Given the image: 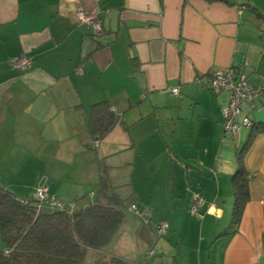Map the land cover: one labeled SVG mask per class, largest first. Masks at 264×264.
I'll return each mask as SVG.
<instances>
[{
    "label": "crops",
    "instance_id": "1",
    "mask_svg": "<svg viewBox=\"0 0 264 264\" xmlns=\"http://www.w3.org/2000/svg\"><path fill=\"white\" fill-rule=\"evenodd\" d=\"M78 10L94 14L101 30L78 23ZM18 55L31 66L12 68ZM228 67L264 87V13L248 3L0 0V186L30 196L45 185L82 206L103 174L130 198L120 224L130 227L128 248L155 250L143 263L264 264V132L244 151L248 200L231 232V177L251 129L224 134L228 96L205 84L209 71ZM99 101L119 120L93 140L87 110ZM241 115L264 123V94L253 108L242 103ZM196 194L203 203L194 213ZM152 221L167 222L162 239ZM100 249L90 250L104 255L96 264L129 260Z\"/></svg>",
    "mask_w": 264,
    "mask_h": 264
},
{
    "label": "trees",
    "instance_id": "2",
    "mask_svg": "<svg viewBox=\"0 0 264 264\" xmlns=\"http://www.w3.org/2000/svg\"><path fill=\"white\" fill-rule=\"evenodd\" d=\"M118 120L107 101L95 102L87 110L86 131L93 140L101 139ZM249 128L250 135L237 152V168L231 177V232L236 231L248 200L244 151L257 132H264V123L252 122ZM113 189L102 174L98 186L89 192L91 196L96 193L91 201L78 206V200L73 199L71 209L50 210L38 207L32 195L17 196L0 186V264H84L89 251L106 245L124 219L125 198ZM110 262L120 264L121 260L110 258Z\"/></svg>",
    "mask_w": 264,
    "mask_h": 264
},
{
    "label": "built area",
    "instance_id": "3",
    "mask_svg": "<svg viewBox=\"0 0 264 264\" xmlns=\"http://www.w3.org/2000/svg\"><path fill=\"white\" fill-rule=\"evenodd\" d=\"M76 21L84 24L95 31H100V21L91 13L78 10L76 12ZM8 64L17 70H25L32 64V59L26 55H18L8 60ZM207 88L214 94L226 92L228 96L227 104L221 107L222 128L224 134L237 133L240 126L249 128L252 125L251 119L246 115H241L242 103H249L254 107V101L264 94V87L261 85L252 84L247 80L246 74L235 67L226 69H213L208 72L206 79ZM171 93L177 94L178 88L173 87L168 89ZM93 146L96 141L92 142ZM32 197L37 200L38 207L46 206L50 210L71 209L74 206L72 200H64L54 194H50L45 185L38 186L32 193ZM25 202V200L20 199ZM203 199L200 195H194L191 204V211L198 212V208L202 205ZM131 209L136 210L137 206L132 204ZM156 229L160 236H164L168 231V224L165 221L156 223ZM149 253H152L150 251Z\"/></svg>",
    "mask_w": 264,
    "mask_h": 264
},
{
    "label": "rangeland",
    "instance_id": "4",
    "mask_svg": "<svg viewBox=\"0 0 264 264\" xmlns=\"http://www.w3.org/2000/svg\"><path fill=\"white\" fill-rule=\"evenodd\" d=\"M235 1H237L239 3H248L252 7H255L257 9V11L264 13V0H235ZM240 145H241V143H240ZM114 159L115 158H109V157H108V159L107 158H103L105 164H107L108 162L113 161ZM110 168L108 167L107 169H110ZM115 170H117L116 172L119 175V177L121 175H123L124 171L126 172V170H124V169L121 170L120 168L119 169H115ZM123 190L125 191L126 189H123ZM121 197L125 198L124 213L126 214L127 213L128 204L130 203V198L127 196V194H121ZM83 201H84L83 199H78L77 202H78V204H81V203H83ZM127 224H128L127 222L126 223H123V225H121L117 229V231L115 232L114 236L110 239V241L106 245H104L100 250L103 251L106 254L109 253L108 255H110V253H112V252H108V250H113L116 253L118 252L119 254H122L125 259H129V260H125L126 264H145L146 262L143 263L142 260H145V261L148 260V257H146L145 254H147V252H149V250L150 249H153V248H146V250H147L146 253L142 252V250H139V251H136V250L135 251H131L128 248V244H130V239L128 237H126V236L129 235L128 234V229L130 228ZM151 224H152V228H154L156 230V228H155L156 227L155 226L156 222H153L152 221ZM156 233H157V230H156ZM122 235H123V237L118 242V238L120 236H122ZM157 238H161L162 239V236H159L157 234ZM2 246H3V244H2V241L0 239V248ZM182 246L183 245L181 244L180 250L182 251V253H183L184 256H187L188 257V253L185 252V250L183 249ZM106 250H107V252H105ZM153 251H155V250L153 249ZM103 258H104V255H99L98 256V255H95L93 253V251H89V253H88L87 257H86V260L84 261V264L101 263V261H102ZM124 258H120V259H124ZM170 261L171 260H169V262Z\"/></svg>",
    "mask_w": 264,
    "mask_h": 264
}]
</instances>
